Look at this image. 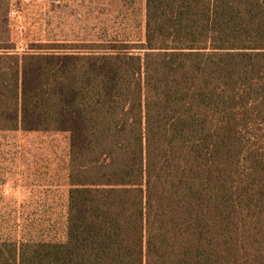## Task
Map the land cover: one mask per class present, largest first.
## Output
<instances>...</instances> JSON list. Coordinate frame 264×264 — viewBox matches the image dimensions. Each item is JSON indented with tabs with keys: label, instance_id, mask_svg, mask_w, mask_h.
Instances as JSON below:
<instances>
[{
	"label": "trees",
	"instance_id": "1",
	"mask_svg": "<svg viewBox=\"0 0 264 264\" xmlns=\"http://www.w3.org/2000/svg\"><path fill=\"white\" fill-rule=\"evenodd\" d=\"M12 3L0 131L67 134L69 190L62 235L0 227V264H264V0H146L141 43L23 53Z\"/></svg>",
	"mask_w": 264,
	"mask_h": 264
},
{
	"label": "rangeland",
	"instance_id": "2",
	"mask_svg": "<svg viewBox=\"0 0 264 264\" xmlns=\"http://www.w3.org/2000/svg\"><path fill=\"white\" fill-rule=\"evenodd\" d=\"M9 20L16 52L62 43L85 52L87 45L141 43L146 0H13ZM69 150L64 133L0 131V227L20 233L45 221L54 237L62 235Z\"/></svg>",
	"mask_w": 264,
	"mask_h": 264
}]
</instances>
